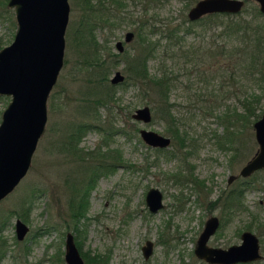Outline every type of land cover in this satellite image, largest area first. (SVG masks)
Returning a JSON list of instances; mask_svg holds the SVG:
<instances>
[{
    "label": "rangeland",
    "instance_id": "1",
    "mask_svg": "<svg viewBox=\"0 0 264 264\" xmlns=\"http://www.w3.org/2000/svg\"><path fill=\"white\" fill-rule=\"evenodd\" d=\"M195 1L125 0L122 14L128 16L127 20L112 28L103 26L95 30L97 40L107 41L112 51L118 52L115 43L123 40L124 49L134 52L137 40L135 29L138 24L135 21L145 20L147 24L155 26V30L149 34L156 43L155 56L149 60V72L152 75L160 68L170 77L169 100L176 117L175 124L184 136V143L173 144L171 140L169 146L158 148L144 142L138 132L140 127L171 137L165 120L154 112V94L143 97L136 85L118 90L121 100L115 103L110 115L113 124L124 126L129 135L119 132L105 140L101 131L90 128L80 142L84 149L100 146L101 150H105L117 147L126 161L125 165H119L112 172L99 176L91 189L87 219L78 237L81 242L80 253L87 250L105 252L110 257V264H211L194 254L198 234L208 216L221 215L220 207L213 200L218 196L220 188L226 186L228 174L238 172L240 166L258 148L253 129L255 116L250 124L241 120L235 122L231 128L238 133L231 139L225 134L221 116L233 109L243 112L242 97L255 92L261 93L260 102L255 107L259 117L264 110V90L257 81L245 78L240 69H236L234 78L229 75L228 70L232 69L229 62L235 58L208 55L200 60L198 56L195 59L190 55L200 47L207 51L211 46L218 48L222 44L231 50L238 41L234 35L221 33L222 26L216 22L200 24L189 20L187 12ZM251 1L258 6L254 0ZM69 3L64 55V60L68 58L69 61L63 64L56 82L62 86L60 97L66 103L61 113L60 110L51 112L48 106L44 133L48 132L46 138L51 134L49 125L57 122L59 116L72 111L79 95L80 78L83 76L75 75L74 69H71L76 54L72 48L67 47V34L81 14V2L69 0ZM241 11L233 15V20L241 23L249 21L254 26L264 24V15L251 19L250 12ZM13 21L14 29L11 32ZM15 27L14 10L7 6L6 1L4 6L0 4V34L8 38L6 44L13 39ZM168 28L174 30V33L168 35ZM128 30L134 32L133 38L124 42ZM216 57L221 59L217 60ZM123 66L124 62L120 61L109 77L116 69L125 74ZM55 85L52 91L56 89ZM0 96L3 100L0 102L1 115L10 96ZM144 104H148L152 111V119L148 123L137 121L131 113H127L129 108L133 112L136 107ZM106 114V107H102L99 116L103 121ZM45 140L44 135L39 139L26 175L11 193L0 200V225L6 216L8 218L0 230V241L5 242L3 264H67L64 260V239L66 232L72 230L67 228L64 221L68 193L64 180L66 172L71 170L76 175L77 168L66 155L46 153ZM234 146H242L244 155L230 163L229 157ZM189 171L204 180L206 192L195 190L192 181L179 182L181 174L188 175ZM179 172L177 177L172 178L173 174ZM247 179L250 182L244 189L246 210L237 213L232 220H222L217 231L207 241L209 245L227 247L239 242V230L244 228L253 215L264 222V168ZM239 185L240 181L231 184L235 187ZM150 186L158 187L163 193L164 206L156 212H151L145 201ZM33 188L34 205L25 221L30 229L19 240L14 226L18 216L9 214L24 208L21 201L27 199ZM37 188L42 189L36 191ZM251 229L259 233L256 227ZM146 239L154 242L153 252L148 259H144L141 250ZM262 253L264 255V243Z\"/></svg>",
    "mask_w": 264,
    "mask_h": 264
},
{
    "label": "trees",
    "instance_id": "2",
    "mask_svg": "<svg viewBox=\"0 0 264 264\" xmlns=\"http://www.w3.org/2000/svg\"><path fill=\"white\" fill-rule=\"evenodd\" d=\"M7 0H0V4L6 3ZM81 14L72 23L70 31L67 34V47L72 48L76 56L73 59L71 69H74L75 75H83L80 78L79 95L72 106V111L66 115L59 116V120L50 124L48 130H51L49 137L44 134V149L48 154H63L76 165V175L68 171L65 173V186L68 190L66 196V209L64 221L68 229H71L75 242L81 250V242L78 237L81 235V227L85 225L89 208V195L91 189L99 176L108 174L115 170L119 165H125L126 161L119 148L108 147L101 150L100 146L93 149H84L80 145L83 135L90 128H96L101 131L105 137L110 138L116 133L129 132L124 126L117 127L113 124L111 110L115 103L120 102L121 97L118 93L120 88L128 85H136L142 92L143 97L154 94L153 109L157 116L164 119L167 123L168 132L171 135L173 144L182 145L184 136L180 133L175 124L176 117L172 112V102L169 100L171 90V81L169 75L159 68L154 74L149 72V60L155 56L156 43L151 40L149 34L155 30L153 24H147L145 20H136L135 29L136 42L134 52L124 49L122 52L112 51L111 47L105 42H99L95 35L97 27L108 26L110 28L118 26L122 21L127 20L128 16L122 14L125 5L123 0H80ZM242 11L250 12L252 17L264 15L258 9V6L251 0H245ZM241 11V12H242ZM240 13V12H239ZM239 13L215 12L205 14L193 23L216 22L222 27V32L226 36L234 35L238 40L230 50L226 44L218 48L211 46L208 50L199 48L193 50L190 55L200 60L204 56L214 57L216 55L225 56V58H235L232 69H227L229 75L234 78L236 69L241 70L245 78L257 81L260 88L264 90V24L255 25L249 21L241 23L233 20ZM147 24V25H146ZM14 29V21L11 22V32ZM174 33V30L168 28V35ZM8 38L0 34V47L6 44ZM202 52H201V51ZM217 58V57H216ZM221 58H217L219 60ZM69 59L65 58L64 65ZM124 62L123 70L124 79L118 83H111L109 74L113 68L120 62ZM228 66H226L227 68ZM77 78V76L75 77ZM49 96V109L51 112L60 110L66 101L60 97L62 86L56 83ZM58 86V87H57ZM261 93L246 94L242 97L243 112L233 109L232 112H226L221 116L222 123L225 126V134L232 138L237 131L233 130L235 122L238 120L244 123H251L252 117L258 118L255 107L260 102ZM2 96H0V102ZM119 105V103H118ZM102 107H106L107 114L104 121L99 116ZM122 107V106H120ZM130 115L131 109L127 111ZM225 121V122H224ZM136 131V127L134 126ZM53 133V134H52ZM238 133V132H237ZM179 173L173 174L177 177ZM191 175V172H189ZM189 181L194 177L189 175L182 176L180 183ZM177 181V180H176ZM37 188L36 191H41ZM35 189L27 196V199L21 201L23 209L11 212L24 221L28 220V215L34 205ZM7 216L1 222L0 230L4 227ZM4 240L0 241V264L4 253ZM85 264H110L109 255L105 252L81 251Z\"/></svg>",
    "mask_w": 264,
    "mask_h": 264
},
{
    "label": "water",
    "instance_id": "3",
    "mask_svg": "<svg viewBox=\"0 0 264 264\" xmlns=\"http://www.w3.org/2000/svg\"><path fill=\"white\" fill-rule=\"evenodd\" d=\"M254 1L264 14V0ZM244 5L245 0H196L187 16L189 20H197L209 13H237ZM7 6L14 10L16 27L11 42L0 47V95L10 96L0 115V200L26 175L38 141L46 131L48 98L64 64L70 13L69 0H7ZM133 34L128 30L124 42H129ZM115 46L122 52L123 40H117ZM123 79L124 73L116 69L110 82L115 84ZM131 116L148 123L152 111L144 104L136 107ZM253 129L258 148L240 169L242 175L264 167V111L254 120ZM138 132L150 146L165 148L171 143L170 136L156 130L140 127ZM145 201L149 210L156 212L164 206L162 191L150 186ZM217 225L216 216L205 221L193 250L197 257L209 263L234 264L262 256L258 237L251 231H244L241 243L227 248L207 244ZM14 226L17 239H23L29 231L28 224L17 217ZM153 246L151 239L145 240L142 245L145 259L152 254ZM64 260L67 264H85L72 231L65 235Z\"/></svg>",
    "mask_w": 264,
    "mask_h": 264
},
{
    "label": "flooded vegetation",
    "instance_id": "4",
    "mask_svg": "<svg viewBox=\"0 0 264 264\" xmlns=\"http://www.w3.org/2000/svg\"><path fill=\"white\" fill-rule=\"evenodd\" d=\"M123 1L125 3V0H123ZM261 114H260V116H261ZM171 140H172V138H171ZM221 146L224 147L223 144H221ZM158 148H160V147H158ZM243 155H244V148L242 146H234L233 147V152H232V154L229 157V162L232 163L234 161V159H237L239 157H242ZM247 160L240 166L238 172H231V173L228 174L227 180H226V186L220 188L218 196L215 198V200H213L214 201V204L216 206H219L220 207V209H221V215L218 216L216 214H212V215L208 216L205 219V221H206L211 216H216L218 218V225H217L215 231L209 236V238L217 231V229L219 228V226L222 223V220H232L237 213H239L240 211L246 210V206L244 204V191H245L244 189L246 187V184L250 182V180H248L247 178L250 177L256 171L262 169V168L256 169L255 171H253L252 173H250L248 175H242V174H240V169L247 162ZM189 172H191V175L189 173H188V175L191 176V177H194V180L195 181L193 182L192 179L191 180L190 179H187V180L193 182L194 189L197 190V191H205L204 180L201 179V178H198V176L194 175L192 173V171H189ZM186 174L187 173H183L181 175L182 176H185ZM185 180L186 179H184L183 181H185ZM237 181H240V185L238 187L231 186V184L233 182H237ZM206 189H208V188H206ZM211 190H212V188H210V191ZM205 221H204V223H205ZM203 226H204V224H203ZM253 226L256 227V229L258 230V232H259L258 234H256L253 231V229H251V227H253ZM202 229H203V227H202ZM202 229H201V231H202ZM244 231H251V232H253L258 237V241H259V251H260V253H261L262 256L260 258H258V259H252V260H249V261H246V262H237V263L251 264V263H255V262H258V261L260 262L261 261L262 264H264V255L262 253V243H264V222H260L257 219V217L255 215H253L252 216V219L247 222V224L244 226V228L242 230H239L240 241L239 242H236V243H232V244H239V243H241V241H242L241 235H242V233ZM209 238H208V240H209ZM153 244H154V242H153ZM232 244H230V245H232ZM230 245H228V246H230ZM227 247H223V248H227ZM153 248H154V246H153ZM141 250H142V246H141ZM218 264H222V263H218ZM234 264H236V263H234Z\"/></svg>",
    "mask_w": 264,
    "mask_h": 264
}]
</instances>
